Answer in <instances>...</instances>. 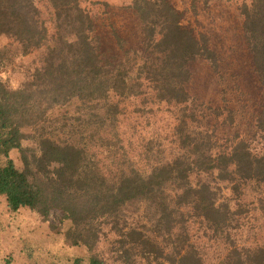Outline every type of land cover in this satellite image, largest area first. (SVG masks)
I'll return each instance as SVG.
<instances>
[{
    "label": "trees",
    "instance_id": "16d2710c",
    "mask_svg": "<svg viewBox=\"0 0 264 264\" xmlns=\"http://www.w3.org/2000/svg\"><path fill=\"white\" fill-rule=\"evenodd\" d=\"M240 5L261 102L251 136L220 137L203 123L223 109L190 107L189 89L191 64L217 67V55L170 0H131L141 47L114 29L112 51L81 0H0V196L9 209L59 211L69 238L90 250L111 236L120 264H207L212 244L218 264H264V0ZM130 105L170 117L141 143L147 171L122 131ZM86 260L110 264L97 253Z\"/></svg>",
    "mask_w": 264,
    "mask_h": 264
},
{
    "label": "rangeland",
    "instance_id": "374dc122",
    "mask_svg": "<svg viewBox=\"0 0 264 264\" xmlns=\"http://www.w3.org/2000/svg\"><path fill=\"white\" fill-rule=\"evenodd\" d=\"M170 1L183 13L182 23L193 29L198 37L206 36L210 48L217 55V67L204 59L191 64L193 78L189 84L192 97L190 107L207 113H211L214 108H222L220 117L204 119L203 123L211 130L217 129L220 137L227 133L233 135L236 131L251 136L262 90L244 38L240 8L242 0ZM81 2L96 19L97 31L103 37L105 48L111 51L117 49L114 29L129 45L141 47L143 35L140 20L133 10L126 9L131 0ZM7 42V38L0 37V46ZM33 58L25 57L18 65L24 67V63H31ZM16 69L23 71L19 66ZM13 76L18 78L19 72ZM228 108L235 111L232 120L228 117ZM143 109L138 113L132 105L129 106L122 131L132 143L133 155L138 159L137 166L146 170L147 160L144 154L139 155L143 153L141 143L157 139L158 134L169 129L171 123L170 117L162 114L163 111L151 114L149 107ZM161 140L165 141L164 137ZM140 215L143 216L142 210L130 218L140 221ZM69 229L70 224L62 219L59 211L52 212L47 218L30 209L14 212L9 209L5 196H0V264H74L78 257L85 264L92 253L106 258L110 264H120L116 261L111 236L102 237L95 250H90L85 245L74 244L68 236ZM206 251L207 264H218L221 251L217 244L208 246Z\"/></svg>",
    "mask_w": 264,
    "mask_h": 264
}]
</instances>
